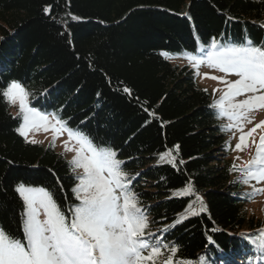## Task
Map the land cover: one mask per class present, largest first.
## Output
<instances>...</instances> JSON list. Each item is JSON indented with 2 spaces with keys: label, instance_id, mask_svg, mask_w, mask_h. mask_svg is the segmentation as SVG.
<instances>
[{
  "label": "trees",
  "instance_id": "obj_1",
  "mask_svg": "<svg viewBox=\"0 0 264 264\" xmlns=\"http://www.w3.org/2000/svg\"><path fill=\"white\" fill-rule=\"evenodd\" d=\"M261 25L264 0H0V89L22 83L31 107L115 150L146 210V233L178 245L180 257L248 264L254 253L244 236L264 222L247 213L252 199L232 183L239 176L227 166V131L209 95L189 67L168 58L206 48L212 38L247 37L259 46ZM20 124L0 96V227L18 238L19 184L45 187L67 211L78 182L51 144L26 142ZM168 150L175 168L159 160ZM189 181L207 211L175 224L195 197L172 194Z\"/></svg>",
  "mask_w": 264,
  "mask_h": 264
},
{
  "label": "snow or ice",
  "instance_id": "obj_2",
  "mask_svg": "<svg viewBox=\"0 0 264 264\" xmlns=\"http://www.w3.org/2000/svg\"><path fill=\"white\" fill-rule=\"evenodd\" d=\"M50 11L51 6L44 8L46 15ZM77 19L72 16V20ZM195 52L198 55L185 52L181 58L194 69L206 66L223 74L209 77L223 85V88L213 90L221 95L209 106L216 119L228 121L220 125V130L236 129L240 132L235 151L255 147L250 159L242 165L234 163L229 169L241 173L233 184L252 188L241 197L250 200L264 192V188L250 184L251 181L264 182V120L255 123L253 119L255 112L264 110V42L257 46L247 37L241 43H222L212 38L206 48L202 50L198 46ZM161 55L169 56L166 52ZM233 76L236 78L229 79ZM123 91L131 95L129 88L125 87ZM29 95L24 85L15 80L0 89V96L7 103L19 105L18 117L22 118V123L16 131L26 142L38 143L35 139L30 140L28 134L41 129H51L53 142L57 134L65 132L69 141H75L77 147L68 148L67 142L64 147L75 152L69 164L78 181L72 188L76 202L69 204L65 211L45 187L19 184L15 192L23 201V236H12L0 227V264H158V260L161 264H207L205 256L196 261L180 257L178 245L163 243L155 234L146 233V210L139 206V194L132 190L128 173L123 170L124 161L117 158V152L109 146L95 144L79 129L68 127L67 122L56 114H50V119L49 114L31 107ZM248 124L253 126L245 131ZM257 130L260 132L258 141L254 135ZM159 160L177 167L176 156L171 150L161 153ZM172 195L195 197L175 224L207 211L190 181ZM208 239L210 244L213 243L211 237ZM244 239L254 253L248 264H261L264 261V228L258 233L245 235ZM165 251L168 253L166 258Z\"/></svg>",
  "mask_w": 264,
  "mask_h": 264
},
{
  "label": "rangeland",
  "instance_id": "obj_3",
  "mask_svg": "<svg viewBox=\"0 0 264 264\" xmlns=\"http://www.w3.org/2000/svg\"><path fill=\"white\" fill-rule=\"evenodd\" d=\"M204 48H202L203 50ZM193 54H197L196 52H192ZM168 60L172 63V64H177L179 66L185 65L187 67H189L195 74L196 77V82L197 85L199 86L200 89L204 90L205 92H207V94L209 95V98L211 100V103L213 102L214 99H218L221 95V93L219 91H216L215 93L213 92L214 89H220L223 88V85L220 84L218 81L210 79L209 77L211 76H219V75H223L222 73H219L218 71L214 70V69H210L206 66H201L198 70L194 69L191 64L183 58H168ZM199 73V74H197ZM207 73V76H205L204 74ZM236 77H229V79H235ZM243 97H238V99H242ZM11 105V112L14 115H18V111H19V105L17 104H10ZM53 114V113H50ZM49 114V118L51 119V115ZM253 119L255 123H258L260 120H264V110L255 112L253 114ZM222 122L225 124L228 123L227 120H222ZM21 123H22V118H21ZM253 125L252 124H248L245 127V131H247L249 128H251ZM29 139H35L36 141H38V143L36 144H40V145H47V144H51V146L54 143V146H52L54 148V150L61 154L64 159L69 163V161L72 160L73 156L75 155L74 151H67L64 147L65 142H67V146L68 148H75L77 147L75 141H69L68 140V136L67 133H63V134H57V139L53 142V133L51 131V129L45 131L43 129L38 130V131H32L29 134ZM227 137H226V148H227V166L228 167H232V165L235 163L236 165H242L244 161H247L248 159L251 158L252 155H254L255 153V147L254 146H250L248 148H246L244 151H235V145L239 142V135L240 132L237 131L236 129L227 131ZM256 137V140L258 141L259 139V135L260 132L259 130H257V133L254 134ZM24 138V137H23ZM25 139V138H24ZM249 141L251 140V138H248ZM237 157H239V159H236ZM80 170L77 169V172H79ZM234 174L238 175L239 177L241 176V173L238 171H234ZM78 183V182H77ZM251 185H254L257 188H264V182H260L259 184H257L255 181H251L250 182ZM243 185V184H242ZM243 189L246 192H250L252 191V188L249 185H243ZM23 202V201H22ZM246 211L249 215H252L253 217L260 219L264 222V192H260L259 194L255 195L252 198V202L246 205Z\"/></svg>",
  "mask_w": 264,
  "mask_h": 264
}]
</instances>
